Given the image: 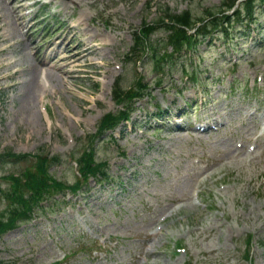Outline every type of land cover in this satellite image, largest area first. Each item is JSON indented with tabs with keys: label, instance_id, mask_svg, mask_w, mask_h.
Masks as SVG:
<instances>
[{
	"label": "rangeland",
	"instance_id": "374dc122",
	"mask_svg": "<svg viewBox=\"0 0 264 264\" xmlns=\"http://www.w3.org/2000/svg\"><path fill=\"white\" fill-rule=\"evenodd\" d=\"M222 1L53 0L60 8L64 6L67 18L80 23L77 36L70 37L74 39L71 47L80 43L85 46L77 53H82L89 46L91 50L83 58L78 59L76 53L66 60L69 66L62 74L47 66L52 74L47 82L38 81L36 66L34 78L40 86L36 87L32 98L34 108H28L24 102V81H28L27 71L32 58L26 53L27 44L17 30L14 18V15L20 17V11L14 8L19 2L13 4L12 0H0V46L7 37L16 42L0 53V74H9V77L0 79V220H16L14 214L9 212L7 203L1 200V193L9 190L5 178L18 170L6 161L4 152L28 155L24 165L25 170L29 171H34L39 163L46 166L53 159L62 160L59 168L53 167L50 171L56 178L72 182L73 176L66 168L67 162H73V156L69 155L81 150L106 115L118 110L112 100L115 94L112 89L116 82L128 88L143 78L146 84L154 88L151 82L156 76L153 66L158 63L157 60L145 57L141 64H136L135 57L131 64L122 63L124 54L133 43V35L142 27H147L146 24L151 26L155 22L160 6L176 13L190 10L200 15ZM34 2L36 0L21 1L26 7L21 10L23 17L29 18L38 10L37 5H32ZM31 6V10H28ZM11 9H15V12H11ZM262 9L258 8L257 13ZM260 17L259 21H264V15ZM43 18L50 19L48 28L51 32L62 25V17L52 18L47 10H43ZM243 23L235 26L241 29L233 34L235 37L229 43L220 45L217 42L213 48H208L204 43L198 47L200 57L193 52V55L189 53L180 58L170 73L164 75L163 86L167 84L173 90L192 88L180 82L179 66L184 65L190 71L191 66L198 64L203 79L196 87L204 89L207 86L205 94L218 98L221 107L230 103L234 108L239 102L253 103L259 97H264V92L261 94L259 91L258 94L249 89L255 79V86L264 90V23L263 29L255 34L239 37L238 33L245 28ZM165 36V30H157L151 40L160 41ZM254 36H259L263 42L256 45ZM166 50L171 48L166 47ZM15 59L16 64H6ZM164 70H168V65L164 66ZM227 73H232L235 78L234 88L242 87L251 93L242 95L234 92L229 95L231 86L227 85L228 79L223 83L219 80L215 82V78ZM192 92L189 89L184 94H178L172 108L182 104L187 100L185 95L192 96ZM150 96L152 105L164 106L158 89L152 91ZM170 97L174 98L175 95ZM141 110L136 111L132 119L139 121L138 125L145 129ZM228 110L226 108L224 112L228 114ZM231 121L232 126L216 136H171L160 129L155 137L152 136L153 129L145 131L143 135L131 130L128 124L122 125L119 133H116L120 136L117 147L120 154H126L117 155L113 146L99 141L96 144V158L109 159L111 174L118 176L120 182L128 183L132 192H122L114 197L116 192L110 193L112 188L91 182L90 189H85L83 193L85 197L78 194L68 199L70 202L65 212L51 213V218H38L0 236V264H80L82 258H87L84 251H77L81 243H86L83 238L71 245L75 248L69 249L72 252L69 258L65 257L68 254L67 246L61 250L53 247L58 239L69 241L65 229L69 225L64 224L63 220H71L69 215L76 212L81 216L88 215L94 226L111 238L112 245L119 240L114 247V262L124 263L129 256L136 254L137 249L140 251L143 244L137 243L139 237L144 236L147 228L158 223L157 228L161 227L160 239L151 245L146 264H264V148L247 151L250 154L247 157L251 159L246 163L241 164L240 160L237 163L232 159L227 164L225 153L235 137L257 130V125L249 129L248 125H241L236 118ZM148 124H153V120ZM103 138L107 140L104 135ZM256 144L261 145L263 141H251L249 146L253 148ZM194 157L200 158L201 164H207L208 168L202 171L201 164L193 163ZM196 188L198 200L206 206L205 210L194 203V198L190 199ZM179 203L183 205L176 207ZM114 204L120 206L119 210L114 208ZM161 215L164 218L157 222ZM46 220L52 221V234H43L47 230H42ZM175 242L187 252L184 262L175 259L179 255L174 251ZM81 264H85V261Z\"/></svg>",
	"mask_w": 264,
	"mask_h": 264
},
{
	"label": "trees",
	"instance_id": "16d2710c",
	"mask_svg": "<svg viewBox=\"0 0 264 264\" xmlns=\"http://www.w3.org/2000/svg\"><path fill=\"white\" fill-rule=\"evenodd\" d=\"M264 2V0H261ZM236 0H228V3H224L222 7L216 10L206 9L204 12H201L200 15H194L189 10L183 11L180 14L176 15L170 10L166 9L162 11L163 17L159 18V22L155 24L167 23L170 28V35L168 38V43L173 46V51L179 52L182 49L188 48H197V44L200 42V39H206L207 34L204 32H215L221 31L224 37L230 36V31L227 29L228 26H232L234 21H239L242 19L255 21L254 8L256 3L254 0H247L238 5L237 10L232 14L224 13L229 11L235 6ZM235 23V22H234ZM226 27V28H223ZM223 28V29H222ZM151 26L149 30H145L147 34L152 30ZM195 29L194 33H189V30ZM221 29V30H220ZM144 37L146 35H143ZM141 38H139V44H141ZM150 53L155 56L160 55V50H156L155 47H151L149 44ZM172 57V55H171ZM142 86L137 84V93L141 94ZM131 90V91H130ZM120 95H118V102H122L123 99L132 97L133 91L129 89L126 93L122 92L119 89ZM124 112H118L117 116H122ZM111 118V117H109ZM104 121V123L109 122ZM6 157L11 159L12 165H18L19 163L26 162L28 160L27 156L15 154L12 152H6ZM56 161H53L55 163ZM82 165V163H81ZM38 167V169H36ZM83 169L92 172L95 167H93L90 162L83 163ZM82 170L84 175L86 171ZM32 171V170H30ZM25 170V165L21 167L18 171L17 176L10 175L8 178H5L9 184V194L2 192L3 201L6 200L9 212L14 214V218L19 220H25L29 217V212L34 206L35 202L39 199L49 198L51 190L60 191L65 188H77L79 187L78 182H75L73 185H67L62 181H57L53 176L48 173L47 165L43 166L42 163H39L35 166V170L30 172ZM50 175V176H49ZM46 189H49L46 191ZM7 195V196H6ZM16 224L11 219H2L0 220V232L5 231L7 228L13 227Z\"/></svg>",
	"mask_w": 264,
	"mask_h": 264
},
{
	"label": "bare ground",
	"instance_id": "6f19581e",
	"mask_svg": "<svg viewBox=\"0 0 264 264\" xmlns=\"http://www.w3.org/2000/svg\"><path fill=\"white\" fill-rule=\"evenodd\" d=\"M8 48H9V46L4 45V46H2L1 49L4 51V50H6ZM1 49H0V53L3 52ZM88 52H90V50L89 51L85 50L82 53H77L78 54L77 58L80 59V58L85 57L86 55H88ZM77 54H74V55L70 56L68 59H70L71 57H73V56H75ZM64 58H65V56H64ZM12 62L13 63L8 62L6 64H12V65L13 64H16L15 61H12ZM31 64H33V63H31ZM66 66H69V64L67 62H64L63 65L61 66V69L64 70V68ZM7 68H9V67H7ZM34 68H35V64L31 65V67L27 71L28 72V77H29L28 78V81L27 82L24 81V85L26 87V91L24 93V102H25V105L28 106V108H32V107L34 108V106H33V99L32 98H33L34 91H35L36 87L37 86H40L39 85V82L37 83V81L34 78ZM56 69L58 71H60L58 68H56ZM45 75H47V74L45 73ZM5 77H9V74L0 75V79H4ZM37 78H38V74H37Z\"/></svg>",
	"mask_w": 264,
	"mask_h": 264
}]
</instances>
